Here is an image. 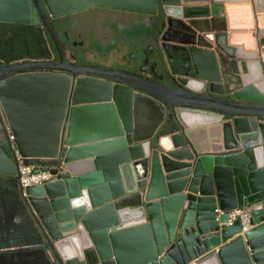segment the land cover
Masks as SVG:
<instances>
[{"label": "water", "instance_id": "95a60500", "mask_svg": "<svg viewBox=\"0 0 264 264\" xmlns=\"http://www.w3.org/2000/svg\"><path fill=\"white\" fill-rule=\"evenodd\" d=\"M212 1L0 0V22L43 20L57 44L50 18L152 15L159 57L132 72L61 51L63 71H2L0 192L21 201L0 264L26 247L39 264H264V25L257 49L230 44ZM17 152L54 177L23 188ZM237 208L250 229L227 224Z\"/></svg>", "mask_w": 264, "mask_h": 264}, {"label": "flooded vegetation", "instance_id": "af4514ba", "mask_svg": "<svg viewBox=\"0 0 264 264\" xmlns=\"http://www.w3.org/2000/svg\"><path fill=\"white\" fill-rule=\"evenodd\" d=\"M93 10L101 13H90ZM47 15L49 16L48 12ZM50 22L59 45L43 20L37 24L0 22V75H12L17 72L15 69L21 68L26 71H63L57 67L65 63L61 51L75 66H96L132 72H139L140 67L150 72L159 59L157 51H154L157 34L155 17L152 15L95 7L50 18ZM147 25L153 29L152 35L148 40L146 37H139L137 41L133 33ZM94 44L99 46L95 52ZM68 46L72 47L71 54L68 53ZM106 60L109 63H105ZM20 201L19 195L13 199L0 192V202L6 209L4 213L0 211V227L3 230L12 228L15 203ZM27 232L29 235L30 231Z\"/></svg>", "mask_w": 264, "mask_h": 264}, {"label": "crops", "instance_id": "0c3cea01", "mask_svg": "<svg viewBox=\"0 0 264 264\" xmlns=\"http://www.w3.org/2000/svg\"><path fill=\"white\" fill-rule=\"evenodd\" d=\"M210 4L212 13L215 12L211 18L218 19L220 27L228 32L230 44L257 49L255 34L264 25V0H220ZM38 257L39 254L30 253L26 247V264H39Z\"/></svg>", "mask_w": 264, "mask_h": 264}, {"label": "built area", "instance_id": "2783aa9c", "mask_svg": "<svg viewBox=\"0 0 264 264\" xmlns=\"http://www.w3.org/2000/svg\"><path fill=\"white\" fill-rule=\"evenodd\" d=\"M18 158V173L20 176V183L23 188L31 185L43 184L44 182L52 179L54 173L50 170L34 171L33 165H28L24 162L23 157L17 152ZM239 221L242 230L246 231L252 227L251 212L246 208H237L228 212L227 224H233Z\"/></svg>", "mask_w": 264, "mask_h": 264}, {"label": "rangeland", "instance_id": "374dc122", "mask_svg": "<svg viewBox=\"0 0 264 264\" xmlns=\"http://www.w3.org/2000/svg\"><path fill=\"white\" fill-rule=\"evenodd\" d=\"M90 13H92V14H98V13H101V12H99V11H97V10H93V11H90ZM153 29L151 28V27H149L148 25L147 26H143V27H141V28H139L138 30H136L133 34V36H135V39H137V41H138V39H139V37H141V38H144V37H146V39L148 40L149 39V37H150V35H152V33H153V31H152ZM99 49V46H97L96 44H94V46H93V50H94V52L96 51V50H98ZM71 52H72V47L71 46H68V53L69 54H71ZM70 56H72V55H70ZM105 63H109V61H105ZM0 186H2V184H0ZM12 200V199H11ZM14 201V200H13ZM0 211H3V213L6 211V209H5V207H4V205H3V203L2 202H0ZM2 213V214H3ZM1 224V223H0ZM4 224V223H3Z\"/></svg>", "mask_w": 264, "mask_h": 264}]
</instances>
